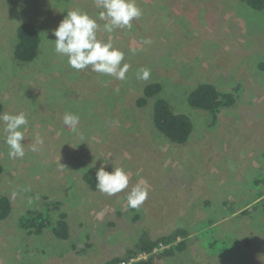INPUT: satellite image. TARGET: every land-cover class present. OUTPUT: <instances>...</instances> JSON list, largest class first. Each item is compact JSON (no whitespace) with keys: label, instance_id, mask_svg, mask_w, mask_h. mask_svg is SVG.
<instances>
[{"label":"rangeland","instance_id":"rangeland-1","mask_svg":"<svg viewBox=\"0 0 264 264\" xmlns=\"http://www.w3.org/2000/svg\"><path fill=\"white\" fill-rule=\"evenodd\" d=\"M136 3L143 14L131 29L109 34L97 21L98 39L130 65L121 81L90 66L76 71L54 51L52 30L72 10L96 18L102 9L94 0H0V113L28 120L20 129L23 158L9 157L0 123V194L12 204L0 220V264H104L143 233L154 239L178 227L189 232L187 248L154 264H264V9L241 0ZM24 21L36 24L42 43L32 62L17 63ZM141 68L150 69L148 81L137 78ZM203 81L237 88L236 104L222 108L214 125L187 102ZM150 82L191 118L186 143L173 145L155 128L153 99L135 106ZM65 113L80 117L75 133L63 124ZM101 167L123 168L128 188L114 196L89 190L82 174ZM145 181L147 199L129 208L128 193ZM44 194L68 214V239L19 227L26 209L44 206Z\"/></svg>","mask_w":264,"mask_h":264},{"label":"trees","instance_id":"trees-1","mask_svg":"<svg viewBox=\"0 0 264 264\" xmlns=\"http://www.w3.org/2000/svg\"><path fill=\"white\" fill-rule=\"evenodd\" d=\"M241 1L254 10L261 11L264 9V0ZM16 37L17 40L13 48L14 59L18 63L33 61L37 57L42 43L40 31L36 24L29 21L21 22L17 28ZM258 67L261 68V65H258ZM215 83L211 81L198 82L187 96V102L190 107L208 112L211 125L215 124L217 115L222 108L234 106L237 101V88L233 87L229 91H222ZM141 91L142 93L135 101V106L141 108L147 104L149 99H153L152 117L155 128L173 145L186 143L193 131L191 118L184 113L175 112L169 101L160 96V83H147ZM175 148L177 147L175 146ZM172 150L174 149L171 148ZM168 170L170 171V169ZM2 171L3 168L0 163V174ZM96 171V169H89L81 176L82 181L91 191H99L95 186ZM259 198L261 201L263 200L262 195L258 196ZM42 200L45 202L42 208L26 209L18 218L19 227L25 229L29 234H41L47 228L51 230L56 238L62 240L68 239L70 236V224L66 211L60 210L62 203L59 200L51 199L45 194L42 195ZM11 211L12 204L10 198L0 194V220L6 219ZM135 218H137V214H134ZM188 234L189 232L182 227L173 229L171 232L154 239L149 238L143 233L132 248L127 250L123 255L108 259L104 264H116L120 261H128L131 256L144 251L151 252L152 254L145 260L139 259L131 264H154L155 260L173 256L178 252H184L187 248ZM245 241L248 242L247 239ZM159 245L164 246L161 248V251L153 252L154 247Z\"/></svg>","mask_w":264,"mask_h":264},{"label":"clouds","instance_id":"clouds-1","mask_svg":"<svg viewBox=\"0 0 264 264\" xmlns=\"http://www.w3.org/2000/svg\"><path fill=\"white\" fill-rule=\"evenodd\" d=\"M94 2L98 8L102 9L97 13L96 18L78 9L72 10L67 12L58 26L52 30V35L55 37L52 41L54 51L66 56L69 66L76 71H82L90 66L94 72L123 81L126 79L130 65L124 63L121 66L124 53L115 48L111 41L103 42L98 39L97 33L101 31V25L97 21H105L102 30L111 34L116 29H131L132 21L142 16V10L137 6L136 0H94ZM144 43H151V41L145 40ZM150 74V69L141 68L137 73V78L148 81ZM79 120L80 117L76 114L65 113L63 116V124L74 133L77 131ZM0 123L3 124V139L9 148V157L23 158L25 150L21 141L24 139V133L20 129L28 124L27 117L22 112L19 114L4 112L0 113ZM42 142V140H37L30 150L37 151V145ZM95 179L96 188L108 196H114L129 186V176L120 167L111 172L101 167L96 171ZM145 185L146 181L137 183L131 188L127 195L129 208L139 209L145 202L148 197V189ZM163 247V245L156 246L153 252L161 251ZM140 254L145 255L140 256ZM150 254L152 253L139 252L131 256L128 261L131 259H134L132 262L139 259L145 260Z\"/></svg>","mask_w":264,"mask_h":264},{"label":"built area","instance_id":"built-area-1","mask_svg":"<svg viewBox=\"0 0 264 264\" xmlns=\"http://www.w3.org/2000/svg\"><path fill=\"white\" fill-rule=\"evenodd\" d=\"M145 254H140V256H144ZM134 259H131L130 261H121V262H118L117 264H131V262L133 261Z\"/></svg>","mask_w":264,"mask_h":264}]
</instances>
